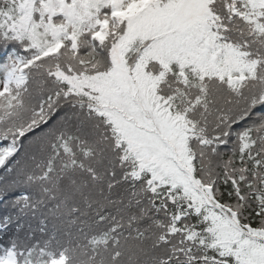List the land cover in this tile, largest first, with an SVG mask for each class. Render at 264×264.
Masks as SVG:
<instances>
[{
  "label": "snow or ice",
  "instance_id": "6c2138e0",
  "mask_svg": "<svg viewBox=\"0 0 264 264\" xmlns=\"http://www.w3.org/2000/svg\"><path fill=\"white\" fill-rule=\"evenodd\" d=\"M0 264H264V0H0Z\"/></svg>",
  "mask_w": 264,
  "mask_h": 264
}]
</instances>
